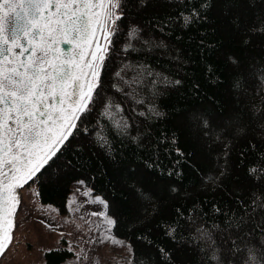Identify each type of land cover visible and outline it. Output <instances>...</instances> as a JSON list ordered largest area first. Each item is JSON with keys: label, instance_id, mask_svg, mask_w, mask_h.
<instances>
[{"label": "snow or ice", "instance_id": "1", "mask_svg": "<svg viewBox=\"0 0 264 264\" xmlns=\"http://www.w3.org/2000/svg\"><path fill=\"white\" fill-rule=\"evenodd\" d=\"M96 183L103 227L40 264H264V0H0V256Z\"/></svg>", "mask_w": 264, "mask_h": 264}, {"label": "rangeland", "instance_id": "2", "mask_svg": "<svg viewBox=\"0 0 264 264\" xmlns=\"http://www.w3.org/2000/svg\"><path fill=\"white\" fill-rule=\"evenodd\" d=\"M86 191L87 186H72L67 199L78 201L72 205L73 208L78 209L73 212H62L53 204L41 203L36 195L31 201L34 207H25L20 212L22 219L18 230L14 232L11 250L0 256V264H40L39 257L43 248L51 244L52 237L59 236L60 231L71 233V237L68 235L63 237L65 242L70 238L87 240L88 229H92V234H96V229L103 227V218L90 213L99 211L101 206L90 202L97 194L85 196ZM25 199L27 200V196ZM45 220L52 225L51 228L44 223ZM49 233L52 235L50 236ZM126 255V248L119 244L106 243L99 248V256L95 264H125Z\"/></svg>", "mask_w": 264, "mask_h": 264}, {"label": "trees", "instance_id": "3", "mask_svg": "<svg viewBox=\"0 0 264 264\" xmlns=\"http://www.w3.org/2000/svg\"><path fill=\"white\" fill-rule=\"evenodd\" d=\"M92 182H88V186H91ZM96 191L94 193L96 194H102V185L100 183L95 184ZM72 189V185H69L65 189H58V190H45L41 195H37V198L41 203H50L56 206L60 211L66 212L67 210L64 207V201L67 200L69 193ZM126 231V228L124 226L119 227L116 229L117 235H122ZM128 238L132 239L131 233H128ZM62 242H65V239L63 238ZM127 242V240H126ZM69 256L71 254L69 253Z\"/></svg>", "mask_w": 264, "mask_h": 264}]
</instances>
